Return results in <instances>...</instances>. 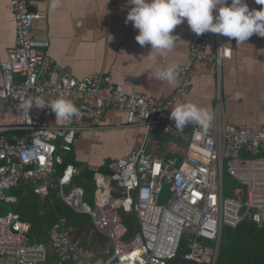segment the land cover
I'll return each mask as SVG.
<instances>
[{
    "label": "built area",
    "instance_id": "1",
    "mask_svg": "<svg viewBox=\"0 0 264 264\" xmlns=\"http://www.w3.org/2000/svg\"><path fill=\"white\" fill-rule=\"evenodd\" d=\"M38 1L43 0H8L7 5L15 32L12 49L0 58V264H43L48 248L55 264H167L178 258L185 236L190 237L180 258L216 264L223 228H234L244 219L258 227L264 224V130L227 124L217 112L206 132L195 124L178 131L169 117L189 92L193 64L207 61L219 74L222 60L231 57L230 48L216 35L210 55L207 34H193L170 95L128 92L110 76L78 79L58 72L48 53L49 39H37L33 30L34 21L45 16L32 9ZM58 96L78 108L70 121L55 119L47 107L24 109L28 98L51 102ZM107 108L125 110L129 123L143 127L146 135L127 155L112 161L109 173H94L91 208L82 202V188L63 194L77 168L67 164L59 176L57 169L77 134L102 127ZM160 128L185 142L181 154L162 157L148 149L150 134ZM224 174L245 188V201L237 193L225 195ZM26 181L39 183L35 192L42 198L56 189L73 211L91 217L111 246L83 244L66 217L50 227L48 246L32 242L29 224L6 210L18 201L13 190ZM120 211L135 214L137 230L129 238Z\"/></svg>",
    "mask_w": 264,
    "mask_h": 264
},
{
    "label": "crops",
    "instance_id": "2",
    "mask_svg": "<svg viewBox=\"0 0 264 264\" xmlns=\"http://www.w3.org/2000/svg\"><path fill=\"white\" fill-rule=\"evenodd\" d=\"M56 2L57 6L52 7L53 0L38 1L32 4V9L45 15L34 21L33 30L37 39H49L48 53L58 72L78 79L89 75L110 76L113 81L122 82L128 92L138 91L155 98H163L175 90L177 83L154 79L149 74L150 70H144L187 62L189 43L194 33L186 21L174 30L180 39L173 51L160 54L156 50L151 51L150 45H139L135 39L138 29L131 22L125 23L127 12L132 7L128 0ZM245 2L250 10L261 8L256 0ZM7 5L8 0H0V58L3 59L13 47L15 32ZM206 34L207 51L211 55L215 51L216 34ZM220 41L230 48L231 57L222 60L219 74L215 65L207 61L195 62L189 92L177 103L191 101L213 112L214 117L219 112L227 124L264 130V37L253 34L245 44H237L234 38L225 36H220ZM101 126L95 132L77 134L70 153L82 167L94 173H109L112 161L138 146L146 132L143 127L129 123L125 110L114 108L105 110ZM164 134L158 139L150 135V151L170 157L164 156L166 152L179 155L185 150V142L173 136L167 138L168 135ZM106 166L109 171H102ZM74 188L77 187L71 188L69 193ZM235 189L238 188H234L231 195L242 194ZM56 193L62 199L57 190ZM6 210L11 209L7 206ZM44 244L48 246V242ZM47 259L49 264H55L49 248Z\"/></svg>",
    "mask_w": 264,
    "mask_h": 264
},
{
    "label": "clouds",
    "instance_id": "3",
    "mask_svg": "<svg viewBox=\"0 0 264 264\" xmlns=\"http://www.w3.org/2000/svg\"><path fill=\"white\" fill-rule=\"evenodd\" d=\"M128 3L132 7L127 12L125 23L131 22L138 29L136 41L141 46L150 45L151 51L156 50L160 54L173 51L180 39L174 30L185 21L197 36L211 32L234 38L237 44H245L253 34L264 37V0H256L261 8L251 10L245 0H128ZM56 6L57 2L53 0L52 7ZM146 70H150L149 74L154 79L169 84L178 82L180 69L176 63ZM33 106L49 108L55 119L62 122L78 115L74 102L64 96H58L51 102L42 97H31L25 102L24 109L28 112ZM169 118L174 120L178 131L195 124L206 132L214 113L194 102L182 101L171 108Z\"/></svg>",
    "mask_w": 264,
    "mask_h": 264
},
{
    "label": "trees",
    "instance_id": "4",
    "mask_svg": "<svg viewBox=\"0 0 264 264\" xmlns=\"http://www.w3.org/2000/svg\"><path fill=\"white\" fill-rule=\"evenodd\" d=\"M153 139L163 136L160 129L153 131ZM150 134V135H151ZM168 135V134H164ZM167 138H172L168 135ZM262 155L264 153H261ZM175 154L166 152L164 156H173ZM67 164H74L79 168L78 173L71 179L69 186L81 187L83 196L89 194V198L93 200L95 192V183L93 180L94 171L82 167L76 162L72 153L64 154V164L57 169L59 176L62 169ZM102 171H109L106 167ZM38 182L26 181L13 193L18 196L16 204L9 206L11 210L17 212L22 221L29 224V238L34 242H48V231L52 224L59 217H66L68 224L74 228V237L80 239L83 244L95 246L100 244L106 245L108 241L106 237L99 234L92 223L88 214L77 213L69 208L65 202L57 196L56 189H51L49 196L41 198L35 192ZM237 188V187H236ZM119 215L128 234L126 238L131 237L137 230V223L134 212L120 211ZM190 236H185L181 242V251L178 257H181L187 250V243ZM43 264H49V260ZM63 264H78L74 261L65 262ZM216 264H264V224L260 227L256 226L251 220L244 219L236 227H225L222 230L218 259Z\"/></svg>",
    "mask_w": 264,
    "mask_h": 264
},
{
    "label": "rangeland",
    "instance_id": "5",
    "mask_svg": "<svg viewBox=\"0 0 264 264\" xmlns=\"http://www.w3.org/2000/svg\"><path fill=\"white\" fill-rule=\"evenodd\" d=\"M223 184H224L225 195L233 194L234 188L237 187L242 192V194H239V197L241 198L242 201H245V188L242 185L236 183L231 176H229L228 174H224ZM73 187L74 186H72L71 188ZM71 188L65 187L63 190V194L65 195L68 194ZM83 202L87 203L89 206H91V208H94V201L89 198V194H86L84 196ZM110 246H111L110 241H107L105 247H110Z\"/></svg>",
    "mask_w": 264,
    "mask_h": 264
},
{
    "label": "water",
    "instance_id": "6",
    "mask_svg": "<svg viewBox=\"0 0 264 264\" xmlns=\"http://www.w3.org/2000/svg\"><path fill=\"white\" fill-rule=\"evenodd\" d=\"M198 264V263H194V262H191V261H188V260H184L183 258H174L170 261H168L167 264Z\"/></svg>",
    "mask_w": 264,
    "mask_h": 264
}]
</instances>
